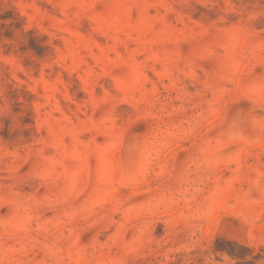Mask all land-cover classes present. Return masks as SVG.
I'll use <instances>...</instances> for the list:
<instances>
[{
  "label": "rangeland",
  "instance_id": "374dc122",
  "mask_svg": "<svg viewBox=\"0 0 264 264\" xmlns=\"http://www.w3.org/2000/svg\"><path fill=\"white\" fill-rule=\"evenodd\" d=\"M0 264H264V0H0Z\"/></svg>",
  "mask_w": 264,
  "mask_h": 264
}]
</instances>
